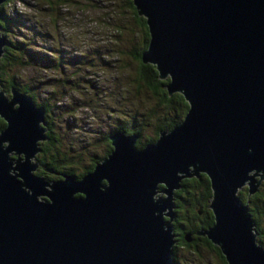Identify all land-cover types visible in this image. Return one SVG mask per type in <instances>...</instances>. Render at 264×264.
I'll use <instances>...</instances> for the list:
<instances>
[{
  "label": "water",
  "instance_id": "obj_1",
  "mask_svg": "<svg viewBox=\"0 0 264 264\" xmlns=\"http://www.w3.org/2000/svg\"><path fill=\"white\" fill-rule=\"evenodd\" d=\"M131 1L150 36L143 63L189 110L142 148L139 134L115 132L92 172L49 182L34 174L45 109L0 79V264H175L174 193L200 174L214 215L203 235L227 264H264L239 196L264 182V0Z\"/></svg>",
  "mask_w": 264,
  "mask_h": 264
},
{
  "label": "rangeland",
  "instance_id": "obj_2",
  "mask_svg": "<svg viewBox=\"0 0 264 264\" xmlns=\"http://www.w3.org/2000/svg\"><path fill=\"white\" fill-rule=\"evenodd\" d=\"M19 2L25 5L23 10L17 9V0L4 4L8 16L23 21L12 26L7 39L29 43L23 57L28 64L8 66L3 79L17 81L20 88L33 87L38 103L56 92V98L50 99L55 107L49 119L59 143L54 149L59 153H55L70 161L64 171L80 170L94 156H102L104 136L121 125L143 124L145 139L154 136L153 125L158 119L174 116L173 108L156 110L145 88L136 93L138 63L129 53L139 44L142 32L134 25L125 0H67L60 6L57 0ZM29 52L45 57L34 61ZM50 59L55 62L50 64ZM4 92L11 96V90ZM153 109L154 116H149ZM39 172H43L41 164L34 173ZM246 188L241 190L245 198L249 194ZM259 192L261 201L253 203L251 209L259 207L262 212L259 229L264 232L263 183ZM213 250L203 244L180 248L178 264H224Z\"/></svg>",
  "mask_w": 264,
  "mask_h": 264
},
{
  "label": "trees",
  "instance_id": "obj_3",
  "mask_svg": "<svg viewBox=\"0 0 264 264\" xmlns=\"http://www.w3.org/2000/svg\"><path fill=\"white\" fill-rule=\"evenodd\" d=\"M6 4L9 3L10 1H15V0H5ZM45 1V0H44ZM67 0H57L58 5H64ZM125 4L133 18V23L134 25L142 32L141 39L139 41V44L135 45L136 47H133L129 53L130 57L134 61L138 63L137 66V71L136 75L137 78H135V82L137 84V91L136 93H140L139 88H145L150 95L153 97L156 110L161 107V109L166 108L174 109V116H164L163 118H160L157 120V123L153 125L155 129L154 131V136H149L146 137L145 139H142V130L144 128L143 124H124L121 125L116 131L117 132H125L126 135H132V134H139L140 138L137 143V147L141 148L145 143L151 144L155 143L159 135L162 131H170L173 128L179 126L182 121L184 120L188 110H189V105L184 99V97L181 94H174L172 96H169L168 91L166 90L165 86L169 83V81H162L159 79V74L154 65H145L143 63L142 57L143 53L147 50L148 48V43H149V32H148V27L146 24V20L144 17L139 16L136 8L134 7L133 3L131 0H125ZM1 12L3 13V17L0 19V25L2 27L3 35L7 38L8 33L10 32L12 26L14 25H19L23 21H18L16 19L17 17H11L8 16L6 12H4V5L0 7ZM8 45L5 47L4 55L0 60V79H1V86L4 91L9 93L10 90L13 88L16 91H19L21 93H25L28 96H30L34 103L36 104L37 107H43L45 109L46 115H45V122H46V136L47 140L44 142L40 143V148H41V157L40 161L43 162V165L46 167H50L53 171H55V175L58 172L60 175H70L75 177L76 179H80L87 175L88 173L92 172L96 165L101 162L104 158L108 157V155L112 152V148L110 146V140L109 137L114 134L113 131L109 133L108 135L104 136L103 142H104V153L101 156H94L93 158L90 159V163L85 166L80 168V170H72L68 169L64 171V166L68 163H70L69 159L67 158L66 155H63L64 157L61 158L62 156H58L57 153L58 150H54L55 147L58 146V138L56 137L53 129V124L51 122L50 115L55 107V105L51 104V96L52 98H56L55 95L56 92L51 93V95L48 94V97L45 101L42 103L37 102V94L35 93L33 87L31 86H25L20 88V86L13 80V79H8L7 82H5L4 75L7 71L8 66L11 65H16V66H23L28 64V61H24L23 57L27 55L28 46L29 43L22 41L19 43H13L11 40L7 39ZM30 53V57L32 60L36 61H41V59L45 56H42L39 54L37 56L36 53ZM49 62L50 64H53L55 61L54 59H50ZM54 67H58V64H54ZM11 94V92H10ZM156 110H152L149 116H154ZM6 127L5 121L0 117V132L3 131ZM52 152V153H51ZM57 152V153H55ZM50 153V161L46 162L47 158L46 156ZM39 160V156H38ZM46 175H43L46 177L47 180H55L58 179V177L52 175L49 176L47 173ZM181 189L177 192H175V221L173 222V227L175 228V232L181 233L182 236L184 237L185 234L187 233L186 228H187V223L188 225H194L195 221L200 218V212L204 213L206 216V220H208V225L212 226L214 224V215L209 209L210 202L212 200V189H211V184L210 180L205 174H200L199 177H192L188 179H184L181 183ZM162 189V187H160ZM195 191V193H194ZM198 194H197V193ZM240 199L243 203H247L248 199L243 198L242 193H240ZM248 198V197H247ZM262 198L261 192L255 194L252 197H249V208L251 209L253 203L255 204L257 201L260 202ZM264 204V203H262ZM259 207H256L255 209V214L254 211H252V216L256 224V230L259 233V221L260 217L263 216L262 212L259 211ZM251 211V210H250ZM210 218V220L208 219ZM191 230H194L191 229ZM195 231V230H194ZM258 242L264 246V238H262L260 235L257 237ZM205 247H209L214 249L213 251H216L220 256L222 255L220 252V249L212 243L208 242L207 239H205V243L203 244ZM176 253V251H175ZM223 257V256H222ZM224 263H226L224 257L222 258ZM176 263H178L177 256H176Z\"/></svg>",
  "mask_w": 264,
  "mask_h": 264
},
{
  "label": "flooded vegetation",
  "instance_id": "obj_4",
  "mask_svg": "<svg viewBox=\"0 0 264 264\" xmlns=\"http://www.w3.org/2000/svg\"><path fill=\"white\" fill-rule=\"evenodd\" d=\"M117 132V131H116ZM115 133V132H114ZM111 137V136H110ZM110 137H109V140H110ZM110 143H111V141H110ZM148 143H145V145H143V147H145L146 145H147ZM110 146H111V144H110ZM111 148H112V146H111ZM142 148V147H141ZM113 149V148H112ZM40 154H41V152L36 156V163L38 164V166H40V164H41V167L43 168V172H39L38 174H36V173H34L35 175H37V176H39V177H43V178H45L46 179V177L45 176H42V175H46L45 173H47V174H50V175H54V176H56V177H58V179H55V180H52V181H56V180H61L62 179V176L63 175H65V174H63V175H60L58 172L56 173L57 175H55L54 173H55V171H53L52 169H50V167L48 168V167H46V166H44L43 165V162L42 161H40ZM38 156H39V160H38ZM13 159H14V157H13ZM105 159V158H104ZM47 176V175H46ZM47 180V179H46ZM47 181H49V182H51V180H47ZM262 185V184H261ZM263 185H264V182H263ZM244 190H247V188L246 189H244ZM243 192V191H242ZM242 192H240V193H242ZM240 195V194H239ZM242 196H243V194H242ZM249 196V194L248 195H246V198H245V196H243V198H245V199H247V197ZM252 196H254V195H252ZM251 196V197H252ZM174 198H176L175 197V193H174ZM248 199H249V197H248ZM251 211L250 212H252V211H254V214H255V209H250ZM252 214V213H251ZM175 216H176V213H175ZM208 219L210 220V218L208 217ZM174 221H175V219H174ZM173 221V222H174ZM187 225V228H186V230L185 231H187V233L185 234V236L183 237L182 236V234L181 233H177V232H175V228H174V233H175V235H176V237H175V241H176V244L174 245V259H175V264H178L179 263V258H178V252H179V250H180V248H183V247H187V248H193L194 249V247L195 248H197V246H200V244H204L205 243V239H207V241L208 242H210L209 240H208V238L205 236V235H203V233L207 230V229H209L211 226H209L208 225V220H206V216L204 215V213H202V212H200V218H198L196 221H195V223H194V225L195 226H193V225H188V223L186 224ZM194 228V230H191V229H193ZM259 229V228H258ZM257 233H258V231H257ZM258 235H260L262 238H264V232H262V231H260V229H259V233H258ZM187 237L190 239V240H188L187 239ZM258 237V236H257ZM211 243V242H210ZM213 245V244H212ZM175 251H176V253H175ZM176 256H177V260H178V263H176ZM223 255H219V257H220V259H222L223 257H222ZM223 260V259H222Z\"/></svg>",
  "mask_w": 264,
  "mask_h": 264
},
{
  "label": "clouds",
  "instance_id": "obj_5",
  "mask_svg": "<svg viewBox=\"0 0 264 264\" xmlns=\"http://www.w3.org/2000/svg\"><path fill=\"white\" fill-rule=\"evenodd\" d=\"M4 5V4H3ZM17 9L19 10H23L25 8V5H23L22 3L19 2V0H17V4H16Z\"/></svg>",
  "mask_w": 264,
  "mask_h": 264
},
{
  "label": "bare ground",
  "instance_id": "obj_6",
  "mask_svg": "<svg viewBox=\"0 0 264 264\" xmlns=\"http://www.w3.org/2000/svg\"><path fill=\"white\" fill-rule=\"evenodd\" d=\"M14 173L17 174L18 172H17V173L14 172ZM181 183H182V182H181ZM161 187H162V186H161ZM162 188H163V187H162ZM159 196H160V197H165V195H162L161 193H159ZM210 203H211V202H210Z\"/></svg>",
  "mask_w": 264,
  "mask_h": 264
}]
</instances>
